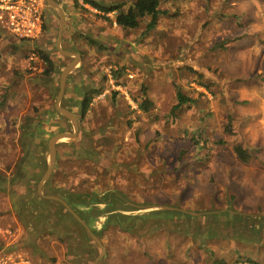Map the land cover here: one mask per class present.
Instances as JSON below:
<instances>
[{"label":"rangeland","instance_id":"obj_1","mask_svg":"<svg viewBox=\"0 0 264 264\" xmlns=\"http://www.w3.org/2000/svg\"><path fill=\"white\" fill-rule=\"evenodd\" d=\"M56 1L65 12L61 46L80 54L62 100L79 131L59 142L50 186L102 201L118 192L116 207L128 215L182 213L144 236L106 231L98 264H211L213 252L231 264H250L238 261L243 256L264 264V0H162L167 13L151 31L150 17L124 29L84 0ZM97 1L127 9L136 0ZM60 25L50 4L35 41L15 38L0 21V174L11 178L25 147L33 164L24 180L0 190V264L21 256L31 264H95L102 254L80 222L38 192L52 137L74 130L56 108L62 73L75 59L59 50ZM38 50L54 58L53 76L43 75L46 64L30 69ZM144 88L154 103L147 113L136 102ZM179 90L196 101L174 117ZM87 91L95 96L83 116ZM237 144L250 151L248 163Z\"/></svg>","mask_w":264,"mask_h":264},{"label":"trees","instance_id":"obj_2","mask_svg":"<svg viewBox=\"0 0 264 264\" xmlns=\"http://www.w3.org/2000/svg\"><path fill=\"white\" fill-rule=\"evenodd\" d=\"M84 3L89 4L96 10L100 11L102 13L103 18L108 19L112 22H116L119 26H121L124 29L138 28L141 22L145 18L150 17V21L148 23L147 29L148 31H151L157 26L160 15L167 13L166 10H163L161 8L162 0H136L127 9H125L123 3L106 5L97 0H84ZM110 13H114L115 18H111L109 16ZM44 29H46V25ZM85 37L88 40L89 44L98 46L100 49L104 47L103 44L99 42L97 39L87 35ZM38 53L46 64V70L43 75L45 77L53 76V73L56 70L54 58L49 53L43 52L42 50H38ZM122 72L123 70L115 71V78L117 83H120L118 79L121 77ZM118 93H119L118 91H115V94ZM94 94L95 93H93V91L91 92L87 91L84 94V97L81 100L83 116H85L88 113L89 109L91 108L95 96ZM176 99H177V103L173 105L172 111L170 113L171 116L174 117L178 116L179 112L182 111L184 106L186 105L191 106V104H193L196 101L194 98L188 96L182 90H179L177 92ZM136 102L138 103V110H141L146 113L152 109L154 104L153 101L147 96L145 88L143 89V94L141 98H136ZM62 117L68 119L64 115H62ZM226 131L230 134H233L232 116H230L229 121L226 125ZM25 132L29 133L28 131L24 130L23 133ZM26 138L27 137L24 138V141H26ZM193 139L196 142V144L200 145L202 143L203 135L194 132ZM219 143L226 144V141L220 140ZM24 149H25L24 152L25 154L19 166L13 172L11 178L7 176H2V174H0V190L5 191L8 188L9 184L15 183L20 179L24 180L28 171L32 169L33 164L31 161V156H32L31 150L29 147H25ZM234 151L237 157L244 163H248L252 158L250 151L241 144L235 145ZM93 152H95L93 149L88 150L89 154ZM52 179L53 177H51L45 184L46 192L48 193L50 192L52 194L64 197V199H66L68 203L88 222V224L91 226L93 231L100 238L103 237L106 231H109L111 229H118V230L120 229L132 235L142 233L139 236H144L148 233H152L155 229H160L161 226L160 224L162 223L161 221L163 219H167L168 217L171 218L174 217L175 215L182 214L180 211L170 210V209L154 210L148 214H142V215L124 214L123 211L119 210V208L116 207V201L123 200V197L118 192L111 193V196L108 197L107 201H102L97 196L90 197L78 193L76 194L67 187L54 188L53 186H50ZM40 200L45 203L57 204L61 209L65 211L64 215L67 214L68 216L74 218L77 222H79L70 212L67 211V209L63 204L57 201L44 199L41 196H40ZM100 204H104L105 207L100 208L99 206ZM126 210H132V209H126ZM99 214L105 217V220L102 223H95V221L92 220V217L97 216ZM145 227L151 230V232H146V231L142 232V229H144ZM83 228L85 229V227ZM212 257H213V261L211 264H231L226 258L219 257L214 252L212 253ZM238 261L248 262L250 264H261L260 262H257L251 257H244V256L241 257Z\"/></svg>","mask_w":264,"mask_h":264},{"label":"water","instance_id":"obj_3","mask_svg":"<svg viewBox=\"0 0 264 264\" xmlns=\"http://www.w3.org/2000/svg\"><path fill=\"white\" fill-rule=\"evenodd\" d=\"M48 2L53 7H56L59 10L60 15H61V25H60V33H59V40H58L59 50L61 51L62 54L66 55V56H74L75 57V59L65 68V70L62 73L60 91L58 94V100H57V104H56L57 110L61 114L70 118L71 121H73L74 130L73 131H70V130L64 131L63 130V131L58 132L57 134H55L52 137V139L50 141L49 165H48L46 172L43 174V176L39 182L38 192H39L40 196L44 199L57 201V202L63 204L65 206V208L85 227V229L87 230L89 235L96 241V243L99 246H101L102 254L99 256V258L95 262V264H98L100 259L106 253V250H107L106 246H104V244L102 243V240L100 239V237L93 231V229L88 224V222L68 203V201L66 199H64L61 196L55 195V194H48V193L44 192L45 184L50 179V177L52 176L53 171H54L55 166H56L57 149H58L59 142L65 138H74L78 134V131H79V119H78L77 114L73 110L63 106L62 100H63L64 93L66 90L69 74L77 66L78 61L80 59V54L79 53H73L72 51L65 50L64 48H62L60 41H61L64 26H65V12H64L63 8L61 7V5L56 0H48Z\"/></svg>","mask_w":264,"mask_h":264},{"label":"built area","instance_id":"obj_4","mask_svg":"<svg viewBox=\"0 0 264 264\" xmlns=\"http://www.w3.org/2000/svg\"><path fill=\"white\" fill-rule=\"evenodd\" d=\"M47 7L48 0H0V21L15 38L35 41L45 31ZM28 64L30 69L43 71L45 62L38 53L32 52ZM16 264L31 262L21 256Z\"/></svg>","mask_w":264,"mask_h":264},{"label":"crops","instance_id":"obj_5","mask_svg":"<svg viewBox=\"0 0 264 264\" xmlns=\"http://www.w3.org/2000/svg\"><path fill=\"white\" fill-rule=\"evenodd\" d=\"M48 4H49V2H48Z\"/></svg>","mask_w":264,"mask_h":264}]
</instances>
